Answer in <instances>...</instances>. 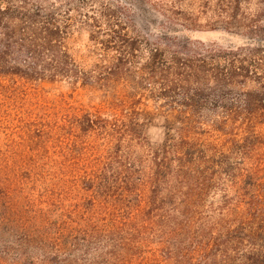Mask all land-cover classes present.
Segmentation results:
<instances>
[{
	"label": "trees",
	"instance_id": "16d2710c",
	"mask_svg": "<svg viewBox=\"0 0 264 264\" xmlns=\"http://www.w3.org/2000/svg\"><path fill=\"white\" fill-rule=\"evenodd\" d=\"M248 1H255L258 10L246 25L240 8ZM216 2L225 6L220 13L224 28L248 37L241 47L188 52L189 46L179 40L154 42L137 34L126 1L68 0V17L72 12L75 16L69 20L89 28L90 41L96 44L90 63L70 51L74 25L67 24L56 4L46 0L0 3V79L102 88L113 100L111 104L124 100L115 82L135 91L128 96L130 103L137 99L139 89L157 86L161 90L158 100L165 105L180 103L176 125L186 128L195 116L201 125L233 136L230 148L210 152L175 128L174 143L165 138L151 147L145 170L138 172L124 139L135 138L136 128L123 114L87 111L75 114L71 121L61 120L60 127L51 132L60 138L62 152L76 156L75 163L63 165L64 157L58 162L54 152L43 146H29L25 151L29 157H40L39 161L0 160L1 261L264 264V135L257 132L264 125V0ZM95 6L101 11H91ZM211 106L217 113L201 121L200 114ZM123 127L124 133L119 131ZM93 139H98L95 149L102 146V152L90 162L82 147ZM259 155L260 159H253ZM23 168L35 174L32 184L17 179ZM66 171L69 180L64 182L72 180L85 206L72 213L71 223L58 213L52 194ZM135 176L140 183L129 189ZM216 184L219 187L211 189ZM124 194L135 198V207L125 202ZM17 195L27 196V202L20 204ZM209 203L215 215L197 221L199 210ZM26 211L32 215L23 223L19 220ZM14 212L18 230L8 227ZM60 218L64 225L54 238V231L47 229ZM34 223L45 231L39 233ZM18 234H25V242L16 240ZM159 238L162 243L156 241ZM54 239L59 240L56 248L50 243ZM109 247L112 252L107 254Z\"/></svg>",
	"mask_w": 264,
	"mask_h": 264
},
{
	"label": "rangeland",
	"instance_id": "374dc122",
	"mask_svg": "<svg viewBox=\"0 0 264 264\" xmlns=\"http://www.w3.org/2000/svg\"><path fill=\"white\" fill-rule=\"evenodd\" d=\"M46 1H50L60 7L63 16H65V19H63L65 21L68 20L67 24L72 23L74 25L71 31L72 37L68 41L70 51L80 61L84 63L88 61L90 63L92 51L96 49V44L90 41V29L69 20L75 18V16L72 12L68 17V12L70 13L71 10L68 6V0ZM111 1L116 2V0ZM122 1L128 2L125 3L127 5H123L130 10L129 21L131 26L138 31L137 34L153 38L152 41L154 42L159 41L161 38H167L175 43L178 42L174 40H179L182 42L181 44L189 46L188 52H190L203 51L208 47L221 50L237 49L248 40L244 32L231 31L224 28L225 25L222 22L223 19L220 13L222 9L225 11V6L223 4L218 6L216 0ZM8 2L19 4L24 2V0H0V3ZM123 10L126 11L127 9L123 7ZM257 10L258 7L255 1L244 2L240 8V14L245 19L242 24L247 25L251 19H254L252 15ZM91 11L99 12L101 9L95 6ZM77 20L79 19L77 18ZM162 33H165V35H161ZM98 47L99 49L101 48L100 45ZM100 51L103 52V50ZM115 87L121 94L120 100L122 98L124 100L111 104L110 102L113 100L102 88H83L68 85L67 83H25L18 79H0V160H9L16 163L31 162L32 160L39 161L40 157H29L25 151L29 146H43L54 152L53 157L58 162L64 157L65 162H63V165L69 161L72 164L75 163L76 156L68 157L62 152L60 149V138L54 132H51V128H59L58 123L61 120L67 119V121H71L72 116L75 114H82L87 111L123 114L125 119L129 120L132 126L134 125L133 127L136 128L137 132L135 138L124 139L126 140L125 149L131 150L129 152L136 160L135 169L138 172L145 170L143 167L150 159L151 147H157L165 138L174 143L173 136L180 132L185 133L194 144L203 145L210 152L218 151L220 153L230 148L228 145L233 136L215 131L208 124L201 125L198 117H192L189 124L184 126L186 128L176 125L175 116L178 113L177 111L181 109L180 103L179 101L173 104L167 102L165 105L163 101L158 100V95L161 94L159 87L151 86L141 90L138 88L137 99L131 101L132 103L129 102L128 96L131 93L136 94L134 90L130 92L128 87L123 86L121 82H115ZM123 95L125 96L123 97ZM215 113H217V109L213 106L204 109L202 114H200L201 121L204 119L209 120ZM123 125L128 126L126 121H123ZM175 128L177 133L174 132ZM125 130L126 127H123V131L122 129L119 131L124 133ZM257 132L260 135H264V125H259ZM37 135L42 139L33 140L32 138ZM95 143H98V139L87 140V144H83L84 146L82 147V149H86L90 162H95L102 152V146L95 149ZM171 143L168 144L171 145ZM99 144L103 145L104 143L100 141ZM261 157L259 155L253 159H260ZM28 171V169L23 168L19 173V178H17L23 180L24 185H27L28 182L32 184V180L35 178V174L29 175ZM67 171L65 172V178H61L58 181V189L53 191L52 194L54 199L58 201L56 207L58 208V213L64 216V220L71 223L72 213L79 208L83 209L85 206L82 204V197L80 199L77 197L78 193L74 189L72 180L64 182L69 180ZM139 181L135 176L133 185L129 186V189L136 187L140 183ZM34 186L38 187L36 183ZM221 186L222 189L225 188L222 184ZM214 187L217 188L219 186L218 184L213 185L211 189ZM44 194L45 191L41 192L40 196ZM107 196L109 197V195ZM124 196L127 204L129 203L131 207L136 206L134 197L128 199L126 194ZM16 199L20 201V204L23 203L24 205L28 197L21 199L17 195ZM110 200L115 201L118 198L111 197ZM210 203L199 210L197 221L213 218L211 214L215 215V208ZM31 209H34V206ZM17 215L15 212L11 215L9 229L18 230L19 224L14 225V222L19 220ZM31 215V212L26 211L22 220L19 221L24 223ZM34 224L39 233L45 231V228H42L39 223ZM52 224V229H47V232L51 233L54 231L55 238L56 233L59 232L64 223L60 218L57 224L56 222H52ZM169 233L170 230L162 233L161 237ZM162 239L159 238L156 241H161ZM16 240L25 242V234H18ZM29 240H33V237L29 236ZM36 240L39 239L36 237ZM58 241V239H54L50 243L56 248L59 244ZM105 245L106 242L101 246V249L105 248ZM111 252L110 247L106 249L107 254ZM12 259L10 262L0 260V264H17Z\"/></svg>",
	"mask_w": 264,
	"mask_h": 264
}]
</instances>
